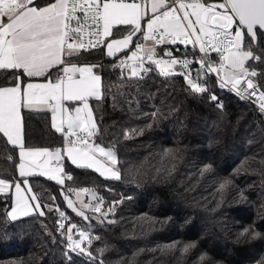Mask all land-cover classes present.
Listing matches in <instances>:
<instances>
[{"label":"trees","instance_id":"16d2710c","mask_svg":"<svg viewBox=\"0 0 264 264\" xmlns=\"http://www.w3.org/2000/svg\"><path fill=\"white\" fill-rule=\"evenodd\" d=\"M128 30L127 26H118L114 35ZM258 36L259 43L252 50L262 55L264 35ZM112 59L105 54L104 46L69 58L100 66L96 71L102 76L104 98L90 99L99 125L94 140L115 147L121 178H105L93 169L72 165L66 158L64 167L74 178L66 179L68 186L47 176L28 178L42 204L59 205L69 221L101 237L90 247L97 259L67 251L65 237L55 223L59 212L47 213L45 209L44 217L0 224V264H197L203 253H207L210 264H262L264 239L238 240V234L251 226L264 236L263 115L250 101L215 90L213 94L223 104L218 108L209 98L211 92L193 93L181 75L165 77L154 70L143 80L129 81L110 64ZM248 64L264 73V59ZM257 78L264 86V75ZM11 83L10 73H0V86ZM121 92L135 97L138 103L130 108L123 103ZM114 96L121 102L116 103ZM157 111L158 115L152 117ZM22 117L26 147L53 148L61 144V133L51 127L50 111L22 109ZM133 129L144 130L143 135ZM125 133L130 138L126 139ZM166 149H172L175 158L165 155ZM18 151L0 134L1 178L19 179ZM9 155L13 160L6 159ZM246 159L248 166L236 172ZM209 164L212 171L201 175ZM224 178H231L233 185L220 192L219 183ZM79 186L94 189L103 198L102 211L111 207L113 213L100 219L89 213V221L77 216L67 207L64 195L65 188ZM241 190L245 199L240 198ZM11 201V192L0 194V216L10 209ZM144 214L154 222L142 221ZM174 241L181 242V247L195 242L196 247L187 254H182L179 247L162 254L158 246ZM104 247L107 250L102 256L96 253L97 248ZM134 253L139 254L133 257Z\"/></svg>","mask_w":264,"mask_h":264},{"label":"snow or ice","instance_id":"6c2138e0","mask_svg":"<svg viewBox=\"0 0 264 264\" xmlns=\"http://www.w3.org/2000/svg\"><path fill=\"white\" fill-rule=\"evenodd\" d=\"M118 26H127L129 30L121 38H113ZM258 33L264 35V0H222L219 3L209 0H50L42 6L37 0H0V73L12 76L11 86H0V134L8 144L19 148L16 165L19 179L0 178V194H7L12 188L15 190L10 210L0 216V224H11L36 215L44 217L57 211V231L66 237L67 249L97 259L90 247L101 237L93 236L71 221L66 225L65 211L60 210L59 205L42 204L28 179L47 176L61 185L65 179L73 180L59 166L65 154L72 165L93 169L105 178H121L115 147L105 148L94 141L99 134V125L89 100L104 98L102 76L96 71L100 66H81L71 63L70 57L103 45L108 57L125 53L113 65L121 70L122 78L140 81L154 70L165 77L182 75L189 89L199 94L211 92L203 76L214 73L220 88L230 85L241 99L253 100L264 113V86L255 79L264 73L248 66L250 61L264 59V54L257 55L252 50L259 43ZM137 34H140L139 38H136ZM177 43L199 45L202 55L198 57L200 67L195 75L189 71L191 60L178 59L171 50H164ZM160 45L164 48L158 52ZM133 46L135 50H132ZM213 52L218 56V63L211 58ZM176 65L184 71H174ZM120 96L130 108L138 103L135 97L129 98L123 92ZM209 98L218 108H223L215 94H210ZM113 100L121 102L115 96ZM68 102L76 106L70 107ZM22 109L50 111L51 127L64 137L63 149L26 147ZM151 115L155 118L158 111ZM147 127L151 128V125ZM143 131L132 130L138 135H143ZM125 138H130L128 133ZM164 154L175 158L172 149H166ZM6 159L13 160V157L9 155ZM53 160L58 165L56 168L50 166ZM247 166L246 159L235 171ZM211 171L212 165H205L201 175ZM232 185L231 178H224L218 190L223 192ZM67 192H75L78 201L77 206V202L65 194L67 207L85 221L91 219L85 210L99 213L97 219L113 211L111 207L102 211L103 198L96 195L94 189L69 188ZM80 193L89 194L91 201L80 199ZM240 198L245 199L242 190ZM51 199L54 201L55 197ZM140 219L153 221L147 214ZM240 238L254 240L264 239V236L249 226L238 234V240ZM180 245L181 242L174 241L158 247L162 254L178 247L182 254H187L196 247L195 242ZM106 250L104 247L95 251L102 256ZM138 254L134 253L133 257ZM197 264H210L207 253L199 256Z\"/></svg>","mask_w":264,"mask_h":264},{"label":"built area","instance_id":"2783aa9c","mask_svg":"<svg viewBox=\"0 0 264 264\" xmlns=\"http://www.w3.org/2000/svg\"><path fill=\"white\" fill-rule=\"evenodd\" d=\"M209 2H215V1H209ZM216 3H219V2H216ZM140 42H141V43H146V42H144V41H142V40H141ZM102 46H103V45H102ZM161 48H164V46H163V45L157 46V51L159 52ZM132 50H135L134 46L132 47ZM164 50H165V51H167V50H171L172 53H173V56L176 57V58H178V59H185V58H186V59H188V60H191L193 63H192V65H191L189 71H191L192 74L195 75V71H196V69H198V68L200 67L199 63L197 62L198 57H200V56L202 55V54L199 52V45H198V44L195 45V46H193L192 43H189V44H187V45L180 44V43H177L176 45H171V44H170V45L167 46V48H164ZM126 54H127V55H130V52H129V53H126ZM124 55H125V53H119V54H117L116 57H113V59L111 60L110 64H111L112 66H113L114 64H117L118 61H119V59H120V58H123ZM155 58H158V57H154V59H155ZM165 58H167V57H165ZM211 58H212L213 61H216V62L218 63V56H217L216 53H214V52L211 53ZM248 66H249L250 68H255V67H253V66H250L249 64H248ZM255 69H256V68H255ZM174 71L181 72V71H184V69H182L179 65H176V66H174ZM220 75H222V73H221ZM181 76H182V75H181ZM255 79L259 82V80H258L257 77H256ZM203 80H206V81H207V84H208L209 88L211 89V93H212V94L214 93L215 90H221V91H225V92H228V93H232V94H235L236 96H238L234 91L231 90V86H230V85L227 86V87H225V88H220V87L218 86V77H217V75L214 74V73H206V74L203 76ZM259 83H260V82H259ZM238 97H239V96H238ZM239 98H240V97H239ZM253 99H254V98H253ZM245 100L250 101V102L256 107V109L261 113V111L259 110V107H258V104H257V103L253 102V100H250V99H245ZM261 114H262L263 117H264V113H261ZM61 136H62L61 144H59V145H55L53 148H63V146H64V137H63L62 134H61ZM56 165H57L56 161L53 160L52 163H51V166H56ZM64 173L67 174V175H71V174H72L71 171L68 170V169L65 168V167H64ZM63 185H64L65 187L68 186V185L66 184V179H65V182H64ZM69 188H72V189H78V188H85V187H84V186H79V187H77V188H74V187H67V188H65V194H68L67 189H69ZM86 195H87V193H86ZM93 203H95V202L93 201ZM61 210H62V211H65L66 216L68 217V214H67L66 210H63V209H61ZM68 223H69V220H66V221H65V224L67 225ZM79 226H80V225H79ZM80 227H81V226H80ZM81 228H82V227H81ZM84 229H86V228H84ZM86 230H87V229H86ZM87 231H88V230H87ZM64 237H65V236H64ZM66 244H67V241H66V237H65V246H66ZM66 250L69 251V252H71L70 250L67 249V247H66Z\"/></svg>","mask_w":264,"mask_h":264},{"label":"crops","instance_id":"0c3cea01","mask_svg":"<svg viewBox=\"0 0 264 264\" xmlns=\"http://www.w3.org/2000/svg\"><path fill=\"white\" fill-rule=\"evenodd\" d=\"M48 2H50V0H48V1H45V2H43V3H37L38 5H40V6H42V5H44V4H46V3H48ZM127 34V31L126 32H124L123 34H120V35H114V37L113 38H121L123 35H126ZM104 52L106 53V47L104 46ZM71 63H75V64H78V65H85V64H87V65H94V64H92V63H77V62H74V61H70ZM35 80H37V81H39L40 80V78H34ZM3 86H11V84L10 85H3ZM90 99H92V98H90ZM68 104H69V106L70 107H75L76 105L73 103V102H68ZM89 104H90V106H91V103H90V100H89ZM92 107V106H91ZM50 116H51V113H50ZM95 141V140H94ZM95 143H97L96 141H95ZM103 146V145H102ZM40 147H48V146H40ZM105 148H107L106 146H104ZM31 148H37V147H31ZM48 148H50V149H52L51 147H48ZM63 149V148H62ZM18 153H19V151H18ZM65 158H66V154H65ZM64 158V159H65ZM63 159V160H64ZM67 159V158H66ZM63 160L61 161V163H60V167H62L63 168V170H64V163H63ZM68 160V159H67ZM69 161V160H68ZM70 162V161H69ZM18 163H19V161H18ZM51 166V165H50ZM58 165H56V166H51L52 168H56ZM54 174V173H53ZM1 178V177H0ZM54 180V179H53ZM56 181V180H55ZM14 188H12V189H10V191L9 192H11V194H12V198H13V196H14ZM10 210V209H9Z\"/></svg>","mask_w":264,"mask_h":264},{"label":"rangeland","instance_id":"374dc122","mask_svg":"<svg viewBox=\"0 0 264 264\" xmlns=\"http://www.w3.org/2000/svg\"><path fill=\"white\" fill-rule=\"evenodd\" d=\"M79 189V188H78ZM88 189H91V188H88ZM96 193V191H95ZM67 195L70 196V198L73 200V201H76L77 202V206H78V201H77V197H76V194L75 192L73 193H68ZM80 199H83L85 202H89L91 201V196L89 194L86 195V193H80ZM86 211V214L88 215L89 213L91 215H93L94 217H98L100 214L99 213H93L92 211L90 210H85Z\"/></svg>","mask_w":264,"mask_h":264},{"label":"water","instance_id":"95a60500","mask_svg":"<svg viewBox=\"0 0 264 264\" xmlns=\"http://www.w3.org/2000/svg\"><path fill=\"white\" fill-rule=\"evenodd\" d=\"M113 211H114V210H113ZM113 211H111V212H108V215H109V214H112V213H113Z\"/></svg>","mask_w":264,"mask_h":264}]
</instances>
